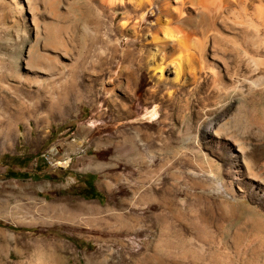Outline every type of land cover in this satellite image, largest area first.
<instances>
[{"label": "rangeland", "instance_id": "obj_1", "mask_svg": "<svg viewBox=\"0 0 264 264\" xmlns=\"http://www.w3.org/2000/svg\"><path fill=\"white\" fill-rule=\"evenodd\" d=\"M80 11L97 23L90 0H0V107L22 117L12 142L0 136V264H264V138L245 126L263 105L155 91L145 71L126 91L110 60L75 91ZM125 134L139 150L95 147ZM96 155L95 182L83 171Z\"/></svg>", "mask_w": 264, "mask_h": 264}, {"label": "bare ground", "instance_id": "obj_2", "mask_svg": "<svg viewBox=\"0 0 264 264\" xmlns=\"http://www.w3.org/2000/svg\"><path fill=\"white\" fill-rule=\"evenodd\" d=\"M52 2L50 6L54 5ZM90 3L96 10L97 23L80 11L71 48L66 46L76 54L75 91H87L85 72L99 74L101 65L110 60L111 64H120V69L115 72L109 69V74L126 78V91H132L145 71L157 81L155 91H188L203 101L212 95L210 92L213 101L236 93L242 98L255 96L263 105L262 119L249 122L247 117L245 126L259 129L264 138V0H90ZM149 16L155 18L153 24L149 23ZM33 22L37 23V19ZM124 36L135 40L123 39ZM143 46L151 47L139 50ZM92 48L95 49L92 68L85 70L83 58ZM190 106V101H186L184 119L191 121ZM8 110L0 107V136L12 142L22 117L12 119ZM159 118L156 110L144 116L152 122H158ZM222 125L215 123L210 130L221 135L225 128ZM238 150L244 153L246 148L240 144Z\"/></svg>", "mask_w": 264, "mask_h": 264}, {"label": "crops", "instance_id": "obj_3", "mask_svg": "<svg viewBox=\"0 0 264 264\" xmlns=\"http://www.w3.org/2000/svg\"><path fill=\"white\" fill-rule=\"evenodd\" d=\"M144 120V119H143ZM148 121V120H147ZM152 122V121H149ZM154 123V122H153ZM157 123V122H156ZM124 140L122 142L117 141L115 138H111L110 140L108 139H96L95 140V147L96 149L100 150L103 148V146L107 145L110 146L113 150H120V149H127L128 151H132L135 152L136 150H139V146L135 144L134 140L136 139L135 136H131L128 134L124 135ZM106 141V143H105ZM132 159L134 160V156L132 157H128V159ZM120 156L117 155L116 153H114V155L111 157V159L109 161H107L110 164L113 163H118L117 161H119ZM107 162H105L104 160H102L98 155H96L95 159L92 160V166H88V168H92L89 171H83V173L88 177V180H92L96 182V178L97 175H99L102 172V169L104 168V166L106 164H108ZM102 185V184H101ZM95 188L97 187V185H94ZM145 196L147 195V193H144Z\"/></svg>", "mask_w": 264, "mask_h": 264}]
</instances>
